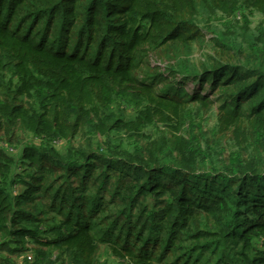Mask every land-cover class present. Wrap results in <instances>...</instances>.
<instances>
[{
  "label": "trees",
  "instance_id": "trees-1",
  "mask_svg": "<svg viewBox=\"0 0 264 264\" xmlns=\"http://www.w3.org/2000/svg\"><path fill=\"white\" fill-rule=\"evenodd\" d=\"M111 257L264 264V0H0V264Z\"/></svg>",
  "mask_w": 264,
  "mask_h": 264
},
{
  "label": "rangeland",
  "instance_id": "rangeland-1",
  "mask_svg": "<svg viewBox=\"0 0 264 264\" xmlns=\"http://www.w3.org/2000/svg\"><path fill=\"white\" fill-rule=\"evenodd\" d=\"M252 19V23H251V26L252 27H255L257 25V23L260 21L261 19V16L259 14H255L254 16L251 17ZM201 54L200 51L196 52L195 56L196 57H199ZM106 255V254H104ZM107 264H120L115 258L111 257L109 258V262H107Z\"/></svg>",
  "mask_w": 264,
  "mask_h": 264
},
{
  "label": "built area",
  "instance_id": "built-area-1",
  "mask_svg": "<svg viewBox=\"0 0 264 264\" xmlns=\"http://www.w3.org/2000/svg\"><path fill=\"white\" fill-rule=\"evenodd\" d=\"M27 258L30 262H33V255L31 252L27 253Z\"/></svg>",
  "mask_w": 264,
  "mask_h": 264
}]
</instances>
